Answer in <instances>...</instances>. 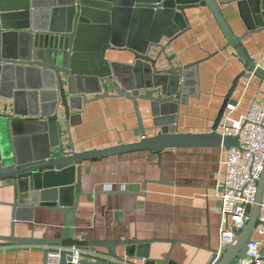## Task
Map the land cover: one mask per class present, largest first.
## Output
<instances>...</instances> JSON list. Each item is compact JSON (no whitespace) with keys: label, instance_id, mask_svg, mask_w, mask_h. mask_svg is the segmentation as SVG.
<instances>
[{"label":"water","instance_id":"obj_1","mask_svg":"<svg viewBox=\"0 0 264 264\" xmlns=\"http://www.w3.org/2000/svg\"><path fill=\"white\" fill-rule=\"evenodd\" d=\"M255 0L253 16L245 15L247 3L254 0H235L220 3L215 0H0V182L17 191L10 204L12 208V233L0 240L22 245H38L44 248V264H73V252L69 249L88 248L96 259L80 264H129L150 261L149 249L153 243L176 241L138 239L118 241L75 240V218L83 193L82 177L85 161L116 157L133 152H152L157 156L163 184L162 159L168 150L186 148H238L239 138L223 135L219 128L239 82L255 76L264 81V69L248 54L242 41L264 31L263 10ZM239 3L242 10L245 34L236 36L224 21L220 7ZM264 2V1H263ZM207 8L215 20H220L225 37L237 50L245 71L238 74L227 93L219 115L209 132L180 133L176 125L161 128L155 136L149 131L158 128L156 117L171 109L177 112L180 100H176V86L183 74H198L200 62L176 67L170 59L168 48L184 33L191 30L187 12ZM43 19V26L37 25ZM29 31V32H25ZM26 34H25V33ZM25 34V35H24ZM28 37L26 50L21 52L18 39ZM113 51L132 54L131 63H119L108 59ZM31 75L34 85L28 87L34 101L53 103L51 113L42 116L45 122L41 132H47L46 148L35 154L19 156L14 151L11 137L20 123L18 114L10 110L7 101L11 96L2 93L8 78L17 81L16 90H25L22 78ZM82 82L85 83L81 86ZM168 85L174 87L167 91ZM17 92V96L21 93ZM90 96V97H89ZM89 97V98H88ZM126 99L133 104L138 119L134 130L140 141L116 145L98 151L77 152L71 135L72 128L80 125V115L88 105L102 100ZM39 101V102H40ZM143 104V105H142ZM142 111L153 118V127L147 129ZM176 122V121H175ZM67 137V140H65ZM264 165V164H263ZM264 202V168L257 180L254 203L247 207L249 221L238 231L233 242L223 251L207 247L211 257L207 264H237L248 257V249L254 233L262 221ZM55 210L71 215L68 235L60 239L18 238L15 221L30 222L36 210ZM124 248L123 254L118 248ZM104 249L106 255L98 253ZM64 249V250H61ZM57 254L56 256H53ZM105 257V258H104ZM264 260V259H263ZM128 262V263H127ZM161 264H175L171 255Z\"/></svg>","mask_w":264,"mask_h":264},{"label":"crops","instance_id":"obj_2","mask_svg":"<svg viewBox=\"0 0 264 264\" xmlns=\"http://www.w3.org/2000/svg\"><path fill=\"white\" fill-rule=\"evenodd\" d=\"M215 1L230 3L235 0ZM263 1L257 3L261 11ZM254 3L255 0L243 6L245 15L253 16ZM220 9L233 33L243 36L245 26L239 3L225 4ZM187 15L192 29L168 48L170 59L176 67H184L212 57L201 63L197 77L191 71L181 76L182 82L176 86L177 95L174 96L181 105L177 112L169 109L156 117L158 128L148 132L150 137L157 135L161 128L175 125L180 133L209 132L237 75L246 68L239 61L237 50L228 43L220 20H215L209 9L200 7L188 11ZM43 23L42 19L37 25L43 26ZM17 42L23 53L28 37H21ZM242 43L264 69V31L245 38ZM132 58V54L125 51L108 54L109 60L122 64L131 63ZM22 84L25 90L19 92L17 81L10 77L1 86L2 93L11 96L7 102L10 110L17 112L16 119L20 123L16 134L11 133L14 151L19 156H28V153L43 151L49 137L47 132L40 130L45 118H31L30 115L51 113L53 103L50 100L42 102L40 98V102L34 101L28 89L34 85L33 78L28 73L22 78ZM173 90L174 87L168 85L167 91ZM17 92L21 94L17 96ZM232 101L233 109H226L223 124L228 117L238 120L246 115L255 101L264 102V81L255 76L243 78ZM142 113L145 127L152 128V116ZM73 114L81 117L80 125L73 127L71 132L77 152L133 144L141 139L134 133L138 119L133 104L126 99L98 101ZM227 155L225 147L168 150L162 159L163 184L156 183L161 171L156 165L157 156L152 152L139 151L85 161L82 177L85 195L76 213L75 240H173L177 242L175 245L153 243L149 249L150 261L161 264L171 255L175 264H207L211 254L205 249L209 246L220 249L223 219L219 194ZM16 195V189L0 182V237H9L12 233L10 204ZM70 220L67 212L36 210L30 222L15 221V235L18 238L60 239L69 234ZM83 249L92 253L88 248ZM123 252L124 248L119 247L118 253ZM98 253L106 255L102 248ZM43 256L41 246L0 240V264H44ZM87 258L96 259L93 255ZM129 264H146V261Z\"/></svg>","mask_w":264,"mask_h":264},{"label":"built area","instance_id":"obj_3","mask_svg":"<svg viewBox=\"0 0 264 264\" xmlns=\"http://www.w3.org/2000/svg\"><path fill=\"white\" fill-rule=\"evenodd\" d=\"M228 109H233L228 106ZM223 135L239 138L238 148H227L228 155L224 160V180L221 185L220 251L233 242L235 235L249 221L246 212L254 203L257 191V180L264 168V102L255 101L246 115L238 120L226 118L219 128ZM262 221L249 244L247 259L237 264H263L264 262V202ZM64 250V249H61ZM73 264L89 260L93 255L84 249L71 248ZM57 254L54 253L53 256Z\"/></svg>","mask_w":264,"mask_h":264}]
</instances>
